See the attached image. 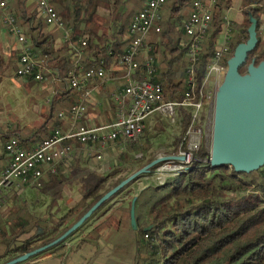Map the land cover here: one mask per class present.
Instances as JSON below:
<instances>
[{
    "label": "trees",
    "instance_id": "1",
    "mask_svg": "<svg viewBox=\"0 0 264 264\" xmlns=\"http://www.w3.org/2000/svg\"><path fill=\"white\" fill-rule=\"evenodd\" d=\"M13 1L12 14L18 24L25 28V34L34 50L39 57L48 61L52 68L59 69L60 76L64 77L73 63L67 45L56 44L55 31L48 28L37 7L27 5V0ZM147 1L112 0L106 25L111 31L108 33L105 29L99 33L98 27L93 25L98 0H51L62 20L72 27V40L86 41L84 64L89 66L102 63L106 68L126 52L131 19ZM192 1L166 0L161 9V30L159 33H154L153 39L147 41V45L150 46L149 55L157 60L155 82L162 86L166 99L177 102L185 98V93L189 89L185 73L188 65L185 55L187 37L182 31V22L191 11ZM232 1L217 0L214 7L211 26L195 67L196 92L202 84L208 60L213 55L219 40L225 11L231 7ZM263 3L264 0L240 1L244 25L240 27L238 33H235L236 35H232L229 54L223 61L226 68L235 47L248 39L250 15L257 20L258 43L248 54L246 64L239 71L243 74L250 62L254 61L257 65L264 60V40L260 37L261 23L264 20V10L260 4ZM9 63L10 61L6 64L0 57V81L5 70L9 68ZM140 63L139 72L142 73V60ZM26 80L34 81L32 77H27ZM58 86L62 93L51 97V103L48 105L49 114L42 124L31 128L24 135L17 128L8 129L6 137H18L26 148L49 137L59 123L53 116L55 108L66 109L78 96L77 91L65 90L63 84ZM179 113V132L171 142L173 149L170 154H176L180 149L186 150L183 138L191 123V111L180 107ZM49 122L52 123L51 129L47 128ZM6 137H3V140ZM127 148L132 150L134 145H127ZM121 158L137 164V170L151 161V159L144 160L143 157H128L126 152L121 153ZM208 159L209 150L202 138L199 149L194 151L192 164L190 163L185 171L168 177L161 184L147 185L131 196L127 208L128 227L135 236L134 264H264V166L249 173H238L228 166L211 168L206 165ZM65 168L69 169L68 177L63 172ZM117 173L116 165L106 174H99L87 167H81L77 159L69 165L58 166L57 171L48 174V179L43 180L38 189L50 194L54 203L60 198L61 184L69 178L79 186L80 200L70 207L56 224L38 226L35 234L11 246V242L25 233L26 222L15 220L9 230L10 233L5 230L0 233L7 245L6 251L0 255V264L48 245L59 238L104 193L126 178L118 177L109 184L108 180L114 178ZM126 188L116 192L109 201L100 205L67 238L27 261H32L44 253L61 257L65 242L88 228L93 220L98 221L100 217L97 219L96 217L106 208H113L114 198L123 194ZM135 196L136 229H133L130 223V207ZM122 203L124 199L121 200L120 204ZM115 217L116 214L111 213L97 224H92V229L85 231L87 233L84 237L78 240L79 244L94 242L98 246V241L103 237L106 229L107 234L112 235L116 230L118 232L121 219L119 217L116 220ZM113 219L117 223L115 228L112 224Z\"/></svg>",
    "mask_w": 264,
    "mask_h": 264
},
{
    "label": "built area",
    "instance_id": "2",
    "mask_svg": "<svg viewBox=\"0 0 264 264\" xmlns=\"http://www.w3.org/2000/svg\"><path fill=\"white\" fill-rule=\"evenodd\" d=\"M165 2L166 0H148L144 7L133 15L128 27L129 44L126 52L106 68L102 63L86 66V41L72 40V27L62 20L51 0H37L36 7L41 17L48 27L60 32L61 43L66 44L72 54V67L61 77L59 69L52 68L48 61L39 57L34 48L30 47V40L22 26L18 24L16 17L7 11L6 1L0 0L3 26L17 44L16 64L12 76L32 77L34 81L44 82L49 89V96L45 100L47 105L51 103L52 96L62 93L59 84H63L65 90L78 92L76 100L69 107L57 111L56 118L59 123L49 137L29 148L24 147L15 136L6 137L1 142V151L6 157V163L0 167V212L8 195L19 193L25 187H40L46 173H55L58 166L69 165L80 156L100 160L110 148L137 144L145 129L146 119L154 113L175 122L180 119V107L191 111V123L183 138L186 150L180 149L172 155H182L184 160L193 156L192 153L201 143L204 111L207 104L214 99L227 69L223 61L230 51L234 23L225 11L219 40L208 60L202 84L196 92L195 67L211 26L217 0L192 1L191 11L182 22V31L187 37L185 55L188 65L185 73L189 89L181 102L172 101L166 99L162 86L155 82L157 62L149 55L150 47L147 45L149 36L161 30V9ZM260 5L264 10V3ZM140 60L143 64L142 73L139 72ZM114 65L123 69L124 79V83L116 86L110 93L115 117L107 123L88 124L85 121L93 102V93L97 87L112 80L109 71ZM208 83L212 84L211 88L207 86ZM172 163L169 162L161 169L176 168L182 164L178 162L171 165Z\"/></svg>",
    "mask_w": 264,
    "mask_h": 264
},
{
    "label": "rangeland",
    "instance_id": "3",
    "mask_svg": "<svg viewBox=\"0 0 264 264\" xmlns=\"http://www.w3.org/2000/svg\"><path fill=\"white\" fill-rule=\"evenodd\" d=\"M5 1L7 4V11L12 13L14 1ZM36 1L37 0H27V5L36 7ZM98 1L99 4L95 14L96 19L93 25L98 27L100 33L107 29L106 25L111 10L112 0ZM240 1L241 0H233L231 5L233 11L238 10L239 21H234V35H236L235 33H238L240 27L244 25L240 10ZM1 23V36L6 44L14 45L16 43L15 39L7 33ZM22 28L25 32V28L23 26ZM110 31L111 29H107L108 33H110ZM260 37L264 40V20L261 23ZM14 65L15 62L13 60L10 61L9 67H12V70L6 72L5 77L0 81V132H4L5 129L13 130L17 128L20 130V133L24 135L31 128H35L42 124L48 116L49 109L48 105L45 104V100L47 96H49V91L44 82L31 81L26 83L24 80L26 79L25 77L10 76L15 68ZM119 83L123 84L124 81L121 80ZM207 86L211 88L212 84L208 83ZM213 100L212 98V102L207 105L204 111L205 120L202 125L201 137V140L204 138L205 145L209 151L212 136ZM106 103L105 101V104ZM57 111L59 110L55 108L53 111L54 117H56ZM47 128H52L51 122L47 124ZM144 130L145 133L142 134L143 137H141L137 144H133L134 148L132 150L128 149L127 146H117L108 149L104 157L100 160H95L93 157L80 156L77 161L81 167H87L99 174H106L116 165L118 173L114 178L108 180V183L111 184L116 178L128 177L133 172L137 171L138 165L122 159V152H126L128 157H143L144 160H152L160 155H170L173 149L171 142L179 132V121L171 122L161 117L158 113H154L146 119ZM177 163L178 162H176V164ZM166 164H169V162L161 163L154 168L155 171L152 173L143 175L132 182L123 194L114 198L112 206H115L113 208H106V212L104 211L96 217V219L100 217L98 221L93 220L91 222L95 225L111 215V213H115L117 216L115 217L116 220L119 217L121 219L118 232L116 230L114 234L111 235L107 234L108 230L106 229L103 237L98 241V246H96L94 242L91 244H79L78 240L83 238L84 235L92 229L93 225L91 224L88 228L78 232L75 236L67 240V243L71 244L64 250L65 256L62 258L61 264H134L135 236L128 227V203L133 194H137L147 185L161 184L165 179L172 176L170 172H156L157 168ZM176 164L172 163L171 165ZM63 172L66 177L69 176L68 168H65ZM47 179L48 174L46 173L44 181ZM80 198L79 186L75 181L69 178L64 180L61 184L60 198L54 203L50 194L40 191L37 187H25L19 193L14 192L7 196L6 202L3 204L0 212V233L4 230L10 233L9 230L15 220L26 222L24 228L25 233L18 237L16 241L11 242V246L19 244L21 240L35 234L38 226L44 227L56 224L60 217L63 216L70 207L77 203ZM123 199L124 203L120 204ZM113 220L114 222L112 224L113 228H115L117 223L115 219ZM6 249L7 245L0 236V255H2ZM46 255L47 253H44L38 257L43 258ZM2 261H4V259H2ZM18 264H31V261Z\"/></svg>",
    "mask_w": 264,
    "mask_h": 264
},
{
    "label": "water",
    "instance_id": "4",
    "mask_svg": "<svg viewBox=\"0 0 264 264\" xmlns=\"http://www.w3.org/2000/svg\"><path fill=\"white\" fill-rule=\"evenodd\" d=\"M248 39L238 44L233 55L227 61V69L218 86L213 107L212 136L209 159L211 168L228 166L235 172L249 173L264 166V60L257 65L254 61L246 67L245 73L240 68L246 64L248 54L258 43L257 20L249 16ZM165 162H184L182 155H160L142 168L123 179L102 197L64 234L53 242L33 251L26 252L3 264H18L56 245L77 230L104 202L109 201L116 192L129 186L143 175L152 173L155 167ZM188 168V167H187ZM156 172H163L161 167ZM173 170L172 175L181 174ZM135 200L130 207V223L136 229Z\"/></svg>",
    "mask_w": 264,
    "mask_h": 264
},
{
    "label": "crops",
    "instance_id": "5",
    "mask_svg": "<svg viewBox=\"0 0 264 264\" xmlns=\"http://www.w3.org/2000/svg\"><path fill=\"white\" fill-rule=\"evenodd\" d=\"M227 10H226V14L230 18V20L233 21V23L234 21H239L238 20V10L233 11V7H229ZM1 21L2 20L0 18V23ZM1 24L3 26V23ZM48 28L51 29L50 27ZM54 34L56 37L55 39L56 44L60 45L61 44L60 32H54ZM154 36H155L154 34H151L147 41H150L151 39H153ZM16 51H17V44L16 43L14 45L6 44L5 40L0 34V57L4 59L6 64L7 62L12 61V60L16 62L15 60ZM10 70H12V67H9L5 70L4 74L1 76V80L5 77L6 72ZM109 74L112 80H110L104 86L97 87L93 93V102L89 107V112L87 114V118L85 121L88 124L98 125L101 123H107V122L112 121L115 117V107L114 105H112V102L110 100L111 99L110 93L116 88V86L122 85L119 83V81L121 80L124 81V79L122 78L123 69L120 68L119 66L114 65L111 67ZM10 76H12V74H10ZM24 80L27 83V80L26 79ZM47 90L49 91L48 88ZM105 101L107 102L106 104H105ZM7 132H8V129H5L4 132H0V144L3 141V137H6ZM5 163H6V157L3 155V152L1 151V146H0V167L3 166ZM70 244L71 243H67L66 241L65 247L63 248L62 251L64 252V250L67 248V246H70ZM64 256H65L64 253L61 257H56L55 255L47 254L43 258H40V257L35 258L34 260L31 261V264H61L62 258H64Z\"/></svg>",
    "mask_w": 264,
    "mask_h": 264
},
{
    "label": "bare ground",
    "instance_id": "6",
    "mask_svg": "<svg viewBox=\"0 0 264 264\" xmlns=\"http://www.w3.org/2000/svg\"><path fill=\"white\" fill-rule=\"evenodd\" d=\"M30 47H32L31 42H30ZM209 103L207 105H209ZM201 137H202V130H201ZM199 146H198V149H199ZM193 154H194V152H193ZM192 160H193V156H188V157H186V159L184 160V162L179 167H176V168H174V167H170V168L169 167H166V168H163V170H162L163 172L162 173H166L165 171H168L169 172L171 170L173 171V170H177V169H179L181 171H185L187 169L188 165L192 162Z\"/></svg>",
    "mask_w": 264,
    "mask_h": 264
}]
</instances>
